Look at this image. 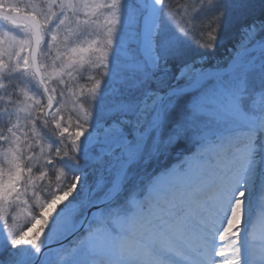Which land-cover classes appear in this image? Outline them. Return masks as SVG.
<instances>
[{
  "label": "snow or ice",
  "instance_id": "6c2138e0",
  "mask_svg": "<svg viewBox=\"0 0 264 264\" xmlns=\"http://www.w3.org/2000/svg\"><path fill=\"white\" fill-rule=\"evenodd\" d=\"M0 264H264V0H0Z\"/></svg>",
  "mask_w": 264,
  "mask_h": 264
},
{
  "label": "rangeland",
  "instance_id": "374dc122",
  "mask_svg": "<svg viewBox=\"0 0 264 264\" xmlns=\"http://www.w3.org/2000/svg\"><path fill=\"white\" fill-rule=\"evenodd\" d=\"M219 55H220L219 51H217V52H215V53L213 54V57H212V63H220V62H222V61L228 59L230 53H229V54L225 53L223 56H219ZM87 74H88V73H86V75H87ZM82 83H83V81H82ZM69 106L71 107V104H69ZM30 235H31V233H30Z\"/></svg>",
  "mask_w": 264,
  "mask_h": 264
},
{
  "label": "trees",
  "instance_id": "16d2710c",
  "mask_svg": "<svg viewBox=\"0 0 264 264\" xmlns=\"http://www.w3.org/2000/svg\"><path fill=\"white\" fill-rule=\"evenodd\" d=\"M230 47V45L227 46H221L220 48H218L215 52L219 51L220 55L219 56H223L225 53L229 54V51L227 50V48ZM214 52V53H215ZM228 59L220 62V64H223L224 62H226ZM170 164L175 163V161H169Z\"/></svg>",
  "mask_w": 264,
  "mask_h": 264
},
{
  "label": "bare ground",
  "instance_id": "6f19581e",
  "mask_svg": "<svg viewBox=\"0 0 264 264\" xmlns=\"http://www.w3.org/2000/svg\"><path fill=\"white\" fill-rule=\"evenodd\" d=\"M258 227H259V225H258Z\"/></svg>",
  "mask_w": 264,
  "mask_h": 264
}]
</instances>
